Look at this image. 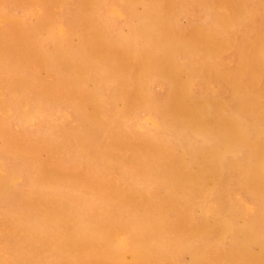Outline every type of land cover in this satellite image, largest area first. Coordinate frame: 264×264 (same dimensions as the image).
I'll return each mask as SVG.
<instances>
[{
	"label": "rangeland",
	"instance_id": "rangeland-1",
	"mask_svg": "<svg viewBox=\"0 0 264 264\" xmlns=\"http://www.w3.org/2000/svg\"><path fill=\"white\" fill-rule=\"evenodd\" d=\"M170 8L176 12L170 13ZM218 13L225 16L217 18ZM255 15L261 25L264 0H0V176L13 191L22 190L19 200H0L1 264H17L11 239L21 235L19 227L26 214H32L29 228L37 234L32 246L48 264H86L88 258L89 264H151L136 260L145 249L138 244L141 235L158 229L174 232L177 226H182L183 235L202 237L206 228L209 238L214 237L209 239L207 264H264V26L252 19ZM250 23L258 32L251 31ZM223 24L235 26L226 30ZM204 27L213 30L211 38L216 35V39H204V44L214 45H204L209 57L202 46L200 54L189 51L196 42L190 36ZM47 28L52 30L50 39ZM245 28L254 33L245 34ZM22 33L24 39L16 44ZM217 38L218 43L213 44ZM111 39H122L119 49L126 51L115 47L114 55L106 52L108 58L98 61L89 56V47L85 49L102 50ZM78 44L84 49L77 48ZM56 46L69 51L58 69L55 62L60 52L52 50ZM76 50L88 52L77 54ZM162 51L166 57L159 56ZM207 60L229 80H207L201 68ZM55 69L58 71L50 77L54 83L46 92L34 87L26 93L13 84L14 76L17 80L28 77L31 83L34 76L47 77ZM99 81L104 84L97 86ZM96 94L110 103L100 105ZM221 106L225 118L211 112ZM181 108L188 109L190 116L178 118L177 124L198 125L190 146L186 140L192 132L160 131L163 121L172 124L177 118L172 117V110L180 114ZM47 115L59 124L55 133L43 121ZM216 134L223 140H211ZM85 142L94 149L85 150ZM210 147L219 153L227 151V168L220 170L210 160L203 162L202 152ZM136 154L173 164L168 175H176L181 190L176 193L168 187L148 185L143 178L135 181V189L129 187L130 177L135 176L136 166L131 162ZM218 191L224 192L225 208L218 204ZM179 195L185 200L181 202ZM102 202L114 204L120 212L110 213L114 205L110 209V204L105 207ZM44 203L52 209L46 207L48 213L42 217ZM103 208L108 210L104 218L99 216ZM134 218L145 224L154 220L153 227L146 225V233H140L130 226ZM253 218L262 221L263 230H258L256 241L242 248H237L233 234L220 238L212 228L215 222L242 227ZM87 221L92 224L82 232ZM197 241L192 246L200 248ZM215 246L226 249V254H214ZM192 254L191 250L183 252L181 260L191 264ZM171 264L178 262L173 258Z\"/></svg>",
	"mask_w": 264,
	"mask_h": 264
},
{
	"label": "bare ground",
	"instance_id": "bare-ground-1",
	"mask_svg": "<svg viewBox=\"0 0 264 264\" xmlns=\"http://www.w3.org/2000/svg\"><path fill=\"white\" fill-rule=\"evenodd\" d=\"M64 1V0H63ZM210 1V0H209ZM219 1V0H218ZM48 3V2H47ZM195 3V2H194ZM207 3H209V2H207ZM58 4V3H57ZM63 4H65V3H63ZM179 4V3H178ZM178 4H176V7H178L177 5ZM204 4V3H203ZM211 4V3H210ZM180 5V4H179ZM186 5V4H185ZM187 6V5H186ZM196 5L194 4V7H195ZM56 7V6H55ZM198 7V6H197ZM197 7L196 8H194L195 10L197 9ZM211 7V6H210ZM111 8V7H110ZM191 8L192 7H190L189 9L191 10ZM234 8V7H233ZM52 10H50V11H53L54 9H53V7L51 8ZM59 9V7L57 8V10ZM62 9H63V6H62ZM171 9V8H170ZM179 10H180V8H179ZM184 10H185V8H184ZM184 10H182L181 9V11L183 12ZM189 10V11H190ZM198 10V9H197ZM201 10V9H200ZM203 10V9H202ZM207 10V9H206ZM170 11V13H171V11L172 12H176V11H173L172 9L171 10H169ZM168 10L165 12L166 14H165V16H164V18L166 17V15H168L169 12ZM178 11V10H177ZM192 11V10H191ZM204 11V10H203ZM197 12V11H196ZM200 12H202V11H200ZM205 12V11H204ZM245 12V11H244ZM243 12V13H244ZM96 13H98V12H96ZM168 13V14H167ZM213 13V12H212ZM238 12H236V14H237ZM247 13V12H246ZM198 14V13H197ZM215 13H213V15H214ZM219 14H221V13H218V14H216V15H218V17L217 18H221V16H222V14L219 16ZM239 14V13H238ZM253 14H255L254 12H253ZM133 15V14H132ZM171 15H173V13L171 14ZM211 15V14H210ZM224 15V14H223ZM242 14H240V15H238V16H241ZM243 15H245V14H243ZM259 15V14H258ZM163 16V15H162ZM162 16L160 15V17L162 18ZM205 16H207V14L205 15ZM225 16V15H224ZM264 16V15H263ZM134 17V16H133ZM168 17V16H167ZM167 17H166V19H167ZM214 17H215V15H214ZM242 18H238V19H240L239 21H241V19H243V16H241ZM260 17H262V16H260ZM259 17V18H260ZM157 18H159V16H157ZM208 18V17H207ZM210 18V17H209ZM245 18H247V21H249V18L248 17H245ZM244 18V19H245ZM51 19H52V17H51ZM64 19V18H63ZM152 19H154L153 17H152ZM213 19V18H212ZM236 19V18H235ZM252 19H254L255 21L257 20L256 19V15H255V18H253L252 17ZM263 19V18H262ZM261 18L259 19V20H262ZM41 20V19H40ZM237 20V19H236ZM236 20H235V22H234V24H236L237 22H236ZM57 21V20H56ZM131 21V20H130ZM151 21V20H150ZM250 21H252L251 19H250ZM249 21V22H250ZM258 21V20H257ZM256 21V22H257ZM68 22V21H67ZM136 22V21H135ZM166 22H167V20H166ZM248 22V23H249ZM255 22V23H256ZM260 21H258V24L260 25V23H259ZM47 23H49V22H47ZM152 23H154V20L152 21ZM230 23V22H229ZM228 23V24H229ZM252 23H253V21H252ZM252 23H250L248 26L250 27V28H252V27H254V29H252L251 31H253V30H255L256 29V25L255 26H253L252 25ZM67 24V23H66ZM234 24H230L228 27H226L227 26V24L226 25H221V26H224V28L226 29V30H228L227 28H230L231 27V29H233V27L235 26ZM257 24V23H256ZM54 25V24H53ZM233 27H232V26ZM239 25V24H238ZM264 26V20H263V22L261 21V25L260 26ZM42 26V25H41ZM45 26H47V25H44L43 27H45ZM49 26V25H48ZM82 26V25H81ZM140 26V25H139ZM242 26H244V24H242ZM245 26H247V23L245 24ZM244 26V27H245ZM252 26V27H251ZM258 26V25H257ZM259 26V27H260ZM142 27V26H141ZM243 27V28H244ZM248 27V28H249ZM42 28V27H41ZM93 28V27H92ZM194 28V27H193ZM223 27H222V29H224ZM240 28H242L241 26H240ZM261 28V27H260ZM74 29V28H73ZM198 29V28H197ZM216 29H218V28H216ZM220 29V28H219ZM221 29V30H222ZM247 28H245V30H246ZM75 30V29H74ZM78 30V29H77ZM137 30V29H136ZM220 30V31H221ZM245 30H242L245 34H247L248 35V32H250V30L248 29V30H246V32H245ZM219 31V33L221 34V32H222V34H223V32H225V31H221L220 32ZM256 31L258 32V28L256 29ZM46 32H47V34H48V39H50V37H51V34H52V30H51V28H47V30H46ZM102 32V31H101ZM257 32H255V33H257ZM260 32V31H259ZM79 32H76V34H78ZM170 33H172V31L170 32ZM189 33H193V31L191 32H189ZM197 32H195V34L193 35V36H190V37H194V40L196 39V42H194V41H192V42H194L193 43V47H190V49H189V51H190V53H191V49H192V53L193 54H200V51H201V46H202V50L204 49V51H205V49H206V51H207V48L204 46V45H207V43L209 42L208 40V42L206 43V44H204V42L206 41V40H204V39H208L207 37L208 36H210V35H212V33H213V30H209L208 28H203V30L202 31H200V32H198L197 34H196ZM217 33V35H218V31L216 32ZM239 33V32H238ZM254 33V32H253ZM252 32H250V34L249 35H251V34H253ZM72 34V33H71ZM74 34V33H73ZM80 34V33H79ZM89 34V33H88ZM177 34V33H176ZM184 34H185V32H184ZM183 34V35H184ZM221 34V35H222ZM21 36H17V37H19L18 38V40H16V44L18 43V42H20V41H22L23 39H24V37H25V35L22 33V34H20ZM75 35V34H74ZM134 35V34H133ZM186 35H187V33H186ZM192 35V34H191ZM225 35V34H224ZM230 35V34H229ZM69 36V35H68ZM67 36V37H68ZM258 36V35H257ZM260 36V35H259ZM77 37H78V35H77ZM81 37V36H80ZM119 37V36H118ZM183 38L185 37V35L184 36H182ZM213 37H214V39H216L215 37H216V35L214 36L213 35ZM213 37L211 38V36H210V38L209 39H213ZM218 37V36H217ZM249 37V36H248ZM247 37V38H248ZM7 38V37H6ZM5 38V39H6ZM69 38V37H68ZM84 38V37H83ZM87 38V37H86ZM85 38V39H86ZM101 38V37H100ZM202 38H203V40H202ZM231 38V37H230ZM235 38V37H234ZM13 39V38H12ZM41 39V38H40ZM89 39V38H88ZM139 39V38H138ZM198 39V40H197ZM219 38H217V42L216 41H214V43L213 44H216V43H218V40ZM227 39V38H226ZM10 40V39H9ZM69 40V39H68ZM81 40V39H80ZM79 40V41H80ZM142 40H144V39H142ZM188 40H190V39H188ZM191 40H192V38H191ZM199 40H200V42H199ZM234 40V39H233ZM44 41V40H43ZM228 41V40H227ZM230 41V40H229ZM248 41V40H247ZM121 42H122V39L120 40V39H111V40H109V43H108V45L106 44V46L107 47H105V48H103L102 50H99V49H97L96 47H98L97 45L95 46L94 45V47L96 48V49H94L93 47H90V46H85V49H86V47H89V56L91 55V57H94L95 59H104V57H107L108 58V56H105V53L106 52H108L109 54H111V53H113V55L116 53L115 52V47L117 48V49H119L120 48V46H121ZM191 42V43H192ZM211 42V41H210ZM233 42V41H232ZM11 43V42H10ZM44 43H46V41H44ZM67 43H68V41H67ZM74 43V42H73ZM77 43V42H76ZM79 43V42H78ZM85 43H87L88 44V42H85ZM99 43V42H98ZM188 43V42H187ZM190 43V44H191ZM201 43L203 44V45H201ZM212 43V42H211ZM246 43V42H245ZM248 43V42H247ZM246 43V44H247ZM14 44V43H13ZM12 44V45H13ZM79 44H82V43H79ZM79 44H78V47L77 46H75L74 48H79L80 46H79ZM84 44V43H83ZM100 44H101V42H100ZM145 44V43H144ZM189 44V46H191ZM228 44H229V42H228ZM232 44H234V43H232ZM11 45V46H12ZM69 45H72L71 44V41H70V43H69ZM214 46V45H212V44H209V46ZM40 46H44V44L42 43V44H40ZM48 46V45H47ZM51 46H52V44H51ZM50 46V47H51ZM54 46V45H53ZM83 46V45H82ZM81 46V47H82ZM179 46V45H178ZM208 45H207V47H209ZM72 47V46H71ZM79 48V49H84V47H82V48ZM215 47H217V46H215ZM214 47V48H215ZM148 48V47H147ZM154 48V47H153ZM180 48V47H179ZM211 48L212 47H210L209 48V50H210V53L212 52V50H211ZM263 48V47H262ZM162 49H166V51H169V53H170V50H168L167 48H162ZM181 49V48H180ZM183 49H185V48H183ZM213 49V48H212ZM217 49H218V47H217ZM44 50V49H43ZM52 50H55L57 53H59L60 52V54H59V56L57 57V61L55 62V64H56V66H57V69L59 68V67H61V65H62V61L64 60V56L66 55V54H68L69 53V51H68V49H62V48H58L57 46L54 48V49H52ZM52 50H50V51H52ZM75 50V49H74ZM73 50V51H74ZM220 50V49H219ZM71 51V50H70ZM77 51V50H76ZM82 51V50H81ZM85 51H87V50H85ZM85 51H83V52H80V50H79V52L77 51V54L78 53H80V54H82V53H84ZM118 51H120V52H122V53H124L126 50H122L121 51V49H119ZM124 51V52H123ZM152 51V50H151ZM178 51H180V50H178ZM188 51V52H189ZM204 52L203 54H205V53H209L208 51L207 52ZM240 51H242V50H240ZM88 52V51H87ZM115 52V53H114ZM146 51H144V53H145ZM159 52H161V50L159 51ZM221 52V51H220ZM219 52V53H220ZM223 52V51H222ZM227 52V51H226ZM28 53V52H27ZM147 53H148V56H147V58L149 57V52L147 51ZM163 53H164V51H162V53H158L159 54V56L162 54V56L163 57H166V55H163ZM166 54L168 53V52H165ZM172 53V52H171ZM214 53H216V52H214ZM246 53V52H245ZM77 54L75 55V57H77ZM143 54V53H142ZM153 54V53H152ZM212 54H213V52H212ZM22 55H24L25 56V54L23 53ZM21 55V56H22ZM27 55V54H26ZM87 55V54H86ZM112 55V56H113ZM130 55V54H129ZM52 56V55H51ZM53 56H55V55H53ZM67 56V55H66ZM159 57V59H163V57ZM168 56L170 57V55L168 54ZM167 56V57H168ZM205 56H206V54H205ZM29 57V56H28ZM73 57V56H72ZM120 57V56H119ZM175 57V56H174ZM206 57H209V54H207V56ZM214 57V56H213ZM218 57H220V55L218 56ZM241 57V56H240ZM30 58V57H29ZM49 58H50V56H49ZM52 59H53V57H51ZM55 58V57H54ZM67 58V57H66ZM151 58V57H150ZM212 58V57H211ZM70 59V58H69ZM133 59V58H132ZM152 59V58H151ZM158 58H157V61L159 60ZM242 59H243V57H242ZM68 60V59H67ZM144 60H145V58H144ZM169 60H171V59H169ZM70 61H71V59H70ZM69 61V62H70ZM99 61V60H98ZM154 61H155V59H154ZM154 61H151V62H154ZM163 61V60H162ZM167 61V60H166ZM208 61V60H207ZM205 61V64L201 67V66H199V67H201L202 69H203V72H204V75H205V78L207 79V80H210V82H213V81H219V82H223V81H227V80H229V78L227 77H225V75L224 74H219V73H217V72H215V70L213 69V67H212V62L211 61ZM2 62V61H1ZM102 62V61H101ZM173 62V61H172ZM198 62V61H197ZM209 62H211L212 64H209ZM250 62V61H249ZM71 63V62H70ZM159 63V61L156 63V64H158ZM2 64V63H1ZM5 64V63H4ZM153 65V64H152ZM159 65H161V64H159ZM182 65V64H181ZM43 66H45L44 64H43ZM63 66V65H62ZM120 66V65H119ZM155 66V65H154ZM214 66H215V62H214ZM30 67V66H29ZM128 67V66H127ZM156 67H158L159 68V66H157L156 65ZM91 68V67H90ZM150 68V67H149ZM149 68H147V69H149ZM152 68V67H151ZM139 69V68H138ZM155 69V67L153 68V70ZM199 69V68H198ZM220 69V68H219ZM64 70V69H63ZM67 70V69H66ZM118 70V69H117ZM128 70V69H127ZM151 70V69H150ZM164 70V69H163ZM58 71V70H57ZM56 69L55 70H53L47 77H41V76H38L37 78H35V76H34V79H35V81H31V83L29 82V78L28 77H24V78H21L20 80L18 79L17 80V78H16V76H14V78H13V84H15V86L18 88V87H20L21 88V90H23L24 92H30V91H32L33 89H34V87L35 88H40L41 90H44L45 92L46 91H48L49 89H51L50 87H51V85L54 83V80H51V78L50 77H52L53 75H55L56 74ZM161 71V70H160ZM119 72V71H118ZM222 72V71H221ZM85 73L86 74H88V72H86L85 71ZM84 72L81 74L82 75V77L83 76H85V78L87 77V75L85 74ZM144 73H148L147 71L146 72H144ZM155 73V72H154ZM160 73V72H159ZM151 74H153V72L151 73ZM59 75V74H58ZM57 75V76H58ZM150 76V74H146V76L147 77H149ZM68 76V75H67ZM74 77H76V76H74ZM1 78V77H0ZM150 78V77H149ZM74 79V78H73ZM143 79H144V77H143ZM40 82L41 83V85L40 86H36V82ZM101 84H104V83H102L101 81H99V83H98V85L97 86H100ZM103 87V86H102ZM101 89V88H100ZM96 91H97V94H99V90H97V88H96ZM15 92V91H14ZM236 92V91H235ZM235 92H234V94H235ZM13 94V93H12ZM16 94V93H15ZM96 94V95H97ZM110 94V93H109ZM14 95V94H13ZM17 95V94H16ZM15 96V95H14ZM13 96V97H14ZM108 97V96H107ZM97 100H98V102H99V104L100 105H102V103H103V105H104V103L106 104V103H110L109 101H110V99L108 100V102H107V100H104V99H100V97H98V95H97ZM49 101V100H48ZM75 104H77V101L76 100H74L73 101V105H75ZM59 105V104H58ZM102 105V106H103ZM105 107V106H104ZM25 108V107H24ZM27 109V108H26ZM105 110V109H104ZM180 111H181V113L180 114H177L176 113V111L174 112L173 110H172V117L174 116V117H177L176 119H172V124L171 123H169V122H166V121H163V123L161 124L162 126H160V131L161 132H172L173 131V133H180V132H186V131H188V132H192L191 134V136L189 137V136H186V137H189L187 140H186V142H187V144H189V146L191 145V143H193V141L195 140V138L197 137V136H195L196 134H197V132H198V128L196 127V126H198L197 124L196 125H194V126H189L188 124H186L185 122H184V124H177L178 123V118H185V119H187V117H189L190 116V114L188 113V109H180ZM214 111V114H216V116H218V117H221V116H223V118H225L226 117V115H225V108H223V106H221L219 109L218 108H215V109H212V111L211 112H213ZM12 113V112H11ZM38 114V113H37ZM202 114H203V112H202ZM42 115V114H41ZM66 115V114H65ZM33 116V115H32ZM29 117V116H28ZM62 117H64V116H62ZM73 117V116H72ZM26 117H24V119H25ZM74 118V117H73ZM29 119V118H28ZM56 119V118H55ZM85 119V118H84ZM15 120V119H14ZM19 120V119H18ZM17 120V121H18ZM26 120V119H25ZM30 120V119H29ZM65 120V119H64ZM71 120V119H70ZM39 121V120H38ZM43 121H44V123L46 124V126L48 127V131H50V133H55V128H57L58 126H59V124H58V122H56V121H54L53 120V118L51 117V116H44L43 117ZM85 121H86V119H85ZM28 122V121H27ZM25 123V122H24ZM36 123V122H35ZM38 123H40V122H38ZM73 123V122H72ZM161 123V122H160ZM177 124V125H176ZM7 125H9V123L7 124ZM37 125V124H36ZM225 125V124H224ZM10 126V125H9ZM23 126H24V124H23ZM64 127V126H63ZM63 127H61L60 128V130H63ZM13 128H14V126H13ZM227 128H229V127H227ZM6 130H9V129H6ZM78 130H80V128L78 129ZM1 131V130H0ZM16 131V130H15ZM21 131V130H20ZM45 131V130H44ZM88 131H86V133H87ZM3 133H4V131H3ZM31 133V132H30ZM45 133H46V131H45ZM44 133V134H45ZM49 133V132H48ZM24 134V133H23ZM40 134V133H39ZM25 135V134H24ZM41 135V134H40ZM26 136H27V133H26ZM35 136V135H34ZM38 136V135H37ZM58 136V135H57ZM215 137H213L211 140H213L214 142H216V140L219 142V140H223L222 138H223V136H220V135H218V134H216V135H214ZM66 137H68V136H66ZM33 138V137H32ZM44 138V137H43ZM48 138V137H47ZM46 140V139H45ZM84 149L85 150H89V151H92L94 148H93V146H92V144L90 143V142H85L84 143ZM107 146H105V148H106ZM211 147H213V146H211ZM210 147V149L209 150H205V151H203L202 152V157H203V162H206V161H208V160H210L212 163H213V165L214 164H216V166L218 167V168H220V170L221 169H225V168H227L226 166H227V164H228V162L227 161H229V158L228 159H226V157H227V151H225V152H218L217 150H215L214 148H211ZM102 148H104V147H102ZM126 148V147H125ZM139 148V146H136L135 147V150L136 149H138ZM96 149H101V148H99V147H96ZM126 149H130V147L129 148H126ZM101 151L102 152H106V151H104V150H102L101 149ZM30 152H32L31 154L32 155H34V151L32 150V151H30ZM137 152H139V151H137ZM190 154H192V152H189ZM231 153V152H230ZM2 155V154H1ZM3 156V155H2ZM136 156V159H135V161H133V162H131L133 165H135L136 167H135V169H134V172H135V176H133V177H130V181H129V183L127 184L129 187H131L132 189H135L136 188V185H135V181L136 180H141L142 178H143V182L145 183V184H148V185H150V184H155L156 186H161V187H164V188H166V187H168L169 188V191H172V192H179L180 190H181V187H180V185H181V182L180 181H177V178L175 177V176H173V177H171L170 175H168V172H169V166H171L172 167V165L170 164V163H167V162H165L162 158H160L159 160H155L154 159V157L152 158V157H148V156H145V158L147 159V160H145V158H144V156H139V155H135ZM126 157V156H125ZM7 158V157H6ZM144 158V159H143ZM107 159V158H106ZM103 160V159H102ZM10 161V160H9ZM111 162H112V160H110ZM103 163H105V161L103 160L102 161ZM16 163V162H15ZM123 163V165L124 164H126L125 162H122ZM13 164H14V162H13ZM12 164V165H13ZM17 164V163H16ZM15 164V165H16ZM146 164V165H145ZM33 167H35V166H33ZM11 169V168H10ZM40 171V170H39ZM38 171V172H39ZM7 173V172H6ZM39 174V173H38ZM234 174V173H233ZM3 175H5V174H3ZM35 175V174H34ZM40 176V175H39ZM41 177V176H40ZM235 177V175L234 176H232V180H233V178ZM30 181V180H29ZM33 182H34V180H33ZM38 182V181H37ZM41 182V181H40ZM10 183H12V182H10ZM17 184V183H16ZM15 184V185H16ZM31 184V183H30ZM9 183H8V181H7V179L5 178V177H3V176H0V200H5V201H13L14 199H18L19 200V198H20V195L22 194V190L20 191V192H18L17 193V191H13L12 189H10V187H9ZM18 185V184H17ZM31 185H36L35 183L34 184H31ZM45 185V184H44ZM139 184H137V186H138ZM11 186H12V184H11ZM38 186H40V185H38ZM143 186V185H142ZM32 187H34V186H32ZM46 186H44V188H45ZM13 188V187H12ZM40 188V187H39ZM44 188H42L41 187V189H44ZM14 189V188H13ZM16 189V188H15ZM218 189V188H217ZM28 190V189H27ZM33 190V189H32ZM46 190V189H45ZM41 192V191H40ZM214 192V191H213ZM43 193V192H42ZM40 194V193H39ZM41 196H42V194H40ZM50 195V194H49ZM220 195V196H219ZM46 196V195H45ZM45 196H43V197H45ZM211 196H213V195H211ZM215 196V195H214ZM216 196L218 197V204L219 205H221L222 204V207L223 208H225V203H224V199H222L223 198V196H224V192H221L220 191V194H219V191H218V193H216ZM170 197V196H169ZM46 198H47V196H46ZM91 199V198H90ZM93 199V198H92ZM179 199L181 200V202L182 201H184L185 200V197L184 196H180L179 195ZM215 200V199H214ZM91 202H92V200H90ZM95 201V200H94ZM213 201V200H212ZM222 201H223V203H222ZM45 202H47V201H45ZM205 202V201H204ZM210 202V201H209ZM249 202V201H248ZM50 203V202H49ZM215 203V202H214ZM48 204V203H47ZM46 204V205H47ZM87 204H88V202H87ZM100 204V203H99ZM106 205L105 207H109V204L111 205L110 206V209H112L113 208V205L114 204H111V203H109V204H106L105 202H102L100 205ZM207 204H208V202H207ZM26 205V204H25ZM44 205H45V203H44ZM45 205V207H44V212H43V216L42 217H44V216H46V214L48 213V211H46V210H50L51 211V209L52 208H50L49 206H46ZM48 205H50V204H48ZM54 205V204H53ZM96 205H98V204H96ZM210 205V204H209ZM91 206H93V204L91 203ZM90 205H89V207H91ZM99 206V205H98ZM98 206H96V208H98ZM46 207H49L48 209L46 208ZM51 207H53L52 206V204H51ZM86 207V206H85ZM93 207H95V206H93ZM100 207V206H99ZM114 210L112 211V212H110V213H119L120 211L116 208V206L114 205ZM160 207V206H159ZM206 207V206H205ZM46 208V209H45ZM55 208V207H54ZM87 209V208H86ZM209 209V208H208ZM208 209H205V210H208ZM92 210V209H91ZM99 210H101V215H99L100 217H106V215H107V212H108V210H107V208H103V209H99ZM214 210H216V209H214ZM75 211V210H74ZM110 211V210H109ZM87 212V214H90L89 213V209H88V211H86ZM98 212V211H97ZM214 212V211H213ZM46 213V214H45ZM74 214H75V212H73ZM109 213V214H110ZM94 214H97V213H94ZM30 215H32V214H30ZM30 215H27L26 214V219H25V222L23 223V225H21L20 227H19V231H20V236H18V237H16V238H13V239H11L12 241H14L15 242V245H13L12 246V248H13V255H16V256H14L13 257V259H15V260H17V264H38L37 262H40V264H48V262L45 260V259H42L43 257L41 256V254H38L37 255V253L40 251L38 248H36V247H33L32 246V244L34 243V241H35V236L37 235L36 233H35V231L34 230H31L30 228H29V223H30V221L32 222V219H31V216ZM93 215V214H92ZM92 215H91V217H92ZM111 216H113L112 214H110ZM109 215V216H110ZM96 216V215H95ZM108 217V216H107ZM92 219V218H91ZM93 221L95 220V219H92ZM151 220V219H150ZM208 220V219H207ZM91 221V220H90ZM90 221H87V223L84 225V226H82V229H81V231L82 232H84V231H86V230H88L89 229V225L90 224H92ZM159 221H161V219L159 220ZM151 223H147V224H145V223H143L142 221H139L138 222V220H136L135 218L133 219V220H131V223H130V226H133L132 227V229H140V233H141V230H142V233L144 232V233H146V229H148L147 227H146V225H149V227L151 228V227H153L152 226V223L154 222V220H153V222L152 221H150ZM164 222V221H163ZM155 224H156V222H155ZM158 224H161V222L160 223H158ZM164 224V223H163ZM164 227V226H163ZM130 228V227H129ZM212 228H215L214 230H216L217 231V235H218V237L220 236V238L224 235V234H233L234 235V238H236V240H237V248L240 246L241 248H242V246L244 247V246H246V244H248V243H251V242H253V241H256L257 239H258V235H257V233L259 232L258 230H263V223H262V221H259L258 220V218H256V219H249V223H247L246 225H244V226H242V227H236L235 225H234V223L233 224H230V223H228V222H221V223H217L216 224V222L212 225ZM154 230H156V229H154ZM159 231H154V232H150L148 235H146L145 236V234L142 236L141 235V237H140V242L138 243L139 244V246H142V248H144L145 247V249L142 251V254H140L139 256V258H136V260H147V261H149L151 264H171L172 263V261H173V258L176 260V262H178V264H185L182 260H181V256H182V254H183V252L185 253V252H188V251H192L193 252V257H192V263L191 264H207V262H208V258H210L209 256H210V252L211 251H209V248H208V245H209V243H211V241L212 240H209V239H214V237H211V238H209V236H208V230H206V228L205 229H203L202 230V237H199V234H195V235H190L189 233H185V235H183L184 234V229L182 228V226H177V230H175L174 232H170L169 230H166V232L162 229V231L160 230V229H158ZM126 232V231H125ZM133 232V231H132ZM194 233H196V231L194 232ZM137 234H139V233H137ZM134 235H135V233H134ZM3 239V238H2ZM5 240L7 241L8 239H6L5 238ZM195 240H198V241H200L201 242V244H200V248H196L195 246H196V244H195V246L193 245L192 246V244H194L193 242L195 241ZM234 240V239H233ZM10 241V240H9ZM197 241V242H198ZM30 244L28 247L27 246H25V247H23L24 245H26V244ZM199 243V242H198ZM5 244V243H4ZM241 244V245H240ZM6 245V244H5ZM8 245H9V243H8ZM7 245V246H8ZM216 245V244H215ZM262 245L264 246V242L262 243ZM199 246V245H198ZM23 247V248H22ZM8 248V247H7ZM6 248V249H7ZM192 248L193 249H195V251H193L192 250ZM128 251V250H127ZM212 252L214 253V254H216V255H218L219 254V256L220 257H222V253L224 252L225 254H226V249H223V250H221V247H216L215 246V248H213L212 249ZM241 256V255H240ZM244 256V255H243ZM217 257V256H216ZM242 257V256H241ZM87 258V257H86ZM88 261L90 262L91 261V259L90 258H88ZM89 262H86V264H89ZM0 264H1V262H0Z\"/></svg>",
	"mask_w": 264,
	"mask_h": 264
}]
</instances>
